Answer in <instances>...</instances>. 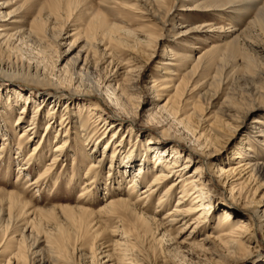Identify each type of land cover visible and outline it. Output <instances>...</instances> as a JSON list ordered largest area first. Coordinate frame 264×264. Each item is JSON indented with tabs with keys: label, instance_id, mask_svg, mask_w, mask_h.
I'll use <instances>...</instances> for the list:
<instances>
[{
	"label": "rangeland",
	"instance_id": "374dc122",
	"mask_svg": "<svg viewBox=\"0 0 264 264\" xmlns=\"http://www.w3.org/2000/svg\"><path fill=\"white\" fill-rule=\"evenodd\" d=\"M217 1L163 0L161 9L156 12L154 7L151 9L144 6L141 0H113L108 4L100 0H88L79 10L73 12L70 19L64 16L62 20H58L51 16V8L54 3L61 4L63 0H0L3 5L0 9L1 19L13 16L11 21L1 22L13 27L7 33L13 36L5 43L1 42L4 45L0 48V148L4 144L3 140L7 139L8 144L0 152V190L20 194L34 209L49 210L25 215L27 209L21 210L19 205L10 208L0 191V264H7L12 257L10 250L16 247L14 241L22 244L25 255V260L18 264H105L102 258L104 252L110 248L115 251L119 248L115 246L118 240L112 233L116 229L128 230L129 223L118 221L106 212L95 218H86L75 209L70 211L56 207L80 206L98 214L97 211L105 204L104 201L115 198L116 182L120 189L129 192L128 180H122L119 174L115 173V181L105 179L111 150H115L117 161L123 160L129 153H134L132 158L136 164L150 162L152 158L164 156L165 153L178 156L169 147H175L177 152L183 154V144H195L193 133L184 127L187 125L192 129H202L203 126L200 127L197 120L198 116L204 117L206 123L216 120L215 124L219 123L217 126L221 127L227 124L239 126V131L231 142L220 149L216 160L219 165L229 162V152L237 155L246 147L239 141L242 134L251 142L256 161L264 162V148L256 141L260 134L258 131L264 129V126L258 124V129L250 128L254 126L251 123L253 117L262 118L264 121V19L260 20V26H256L249 25L254 19V13H250L248 17L239 16L237 19L228 8L222 9L225 11L220 10L221 12H217V8H212V11L193 10L196 2L203 7ZM219 4H223L221 0ZM171 7H174L172 24L177 28V33L183 34L190 30L186 35L173 37L174 33L169 34L166 31L170 29L169 25L166 30L162 29L158 18ZM97 11L115 30L112 32L114 41L106 40L104 45L96 48L85 45L84 42L90 36L87 21L91 18L90 14ZM13 21L14 24L11 23ZM207 25H213L214 33L208 28H202ZM135 40L141 42L136 43ZM148 44H151L149 48ZM82 48L89 49L90 54L86 56L84 63H78V60H83L79 52ZM94 50L96 52L91 55ZM166 51L200 57L202 62L196 69L191 70L192 65L180 66L170 59L173 54ZM148 55H152V58L149 59ZM166 63H176L177 66L168 67ZM124 70L133 73L131 76H124ZM170 72L185 78L188 87L192 86L187 87L184 94L180 93L174 100H171L172 92L168 89L171 85L167 81L171 78ZM121 84L125 88V95L118 102L132 110L136 118L118 116L117 107L101 98L105 88L109 96L114 92L118 94L115 86L119 87ZM163 84L168 85L160 87ZM77 85L81 89L96 91L90 92L92 95L89 102L83 101V104L96 107V115L90 116L91 118H88L90 114H85L83 104L78 102L80 98L72 94L71 89H65ZM157 96H162L163 101L160 104L168 102L166 109H156L153 105L158 104L155 102ZM261 102L263 105L260 108L245 114L239 123H235L236 120L232 122L227 117L233 115V112H228L230 110L243 114L251 105H260ZM191 105H194L195 111H192ZM23 106L26 107V114L23 123L17 126L16 119ZM148 112L153 116L154 125L159 124L160 129L168 130L181 144L178 141H164L159 137L160 130L147 127L143 116ZM77 119H81L80 122ZM129 119L134 123L131 128L128 127ZM30 121L35 124L34 130L22 140L19 151L17 142L20 132L28 127ZM90 121L92 122L88 124ZM83 122L86 131L80 132L78 124ZM48 124L51 130L46 135L44 131ZM98 130L102 134L107 130V140L113 137L114 143L109 144L106 150L104 145L108 141L100 139L98 143L99 136L96 135L95 141L81 148L83 144L80 140L83 139H78L77 136L86 132L97 133ZM223 131L225 135L230 134L226 127ZM57 133L60 136L66 133L70 143L54 168L48 172H52V179L31 184L37 173L44 170L46 163L51 160V147L55 145ZM41 137L43 158L29 160L30 165L26 168L23 160L27 158L32 145ZM223 142L220 140L219 148ZM94 147L95 151L91 152ZM78 148L84 154L78 153ZM104 152L108 155L98 172L95 187L90 193L87 192L85 198L78 199L89 158H93L95 163ZM204 164L207 168V163ZM117 165L118 162L114 163V166ZM132 170L130 175L133 176L135 172ZM95 173L96 170L93 174ZM125 173L127 175V170ZM146 174L145 182H149L150 176ZM252 184L249 182L245 185L242 191L245 192L240 193L241 200H258L262 195L261 200H264V191H261L264 184L254 193L252 190L255 186ZM144 186L143 182H138L136 188L139 193ZM208 187L207 198L211 201V213H208L210 221L205 225L208 228H204L198 236L199 240L210 237L208 242L200 244L195 241L181 246L175 252L167 248V238H164L162 250L151 246L153 242L150 241L140 245L137 254L136 246L130 245L126 248V258L132 260L133 255H140L143 264H264V222L251 219L253 214L250 216L240 205L228 199L225 187L216 183H209ZM159 193L156 192L152 198L151 211L154 210ZM174 201L175 199L170 203V209ZM223 210L228 214L226 222L223 221ZM91 220L94 224L87 227ZM187 222L189 219L185 223ZM247 223L254 231L253 238L244 243L248 251L242 254L230 253L222 258L220 251L223 249L217 248L218 243L215 240L219 230L228 231L238 224ZM253 223L255 227L252 228ZM182 225L174 226L167 234L171 238L175 237ZM9 242L13 244L8 245ZM9 262L17 264L13 258Z\"/></svg>",
	"mask_w": 264,
	"mask_h": 264
},
{
	"label": "bare ground",
	"instance_id": "6f19581e",
	"mask_svg": "<svg viewBox=\"0 0 264 264\" xmlns=\"http://www.w3.org/2000/svg\"><path fill=\"white\" fill-rule=\"evenodd\" d=\"M88 0H63L61 4H53L51 8V16H53L54 19H63L65 16L66 19H70V17L73 15L74 11H77L80 9V6L84 5ZM104 4H108L109 1L113 0H100ZM163 0H141V3L144 6L154 7L155 11H159L161 9L160 5L162 4ZM218 0L216 3L208 4L206 6H203L196 2V5L193 7L194 11L197 10H208L212 11V8H217V12L225 11L222 9L228 8L230 10V13L237 16V19L242 17H248L250 13H254V19L249 22V25H256L260 26V20L264 19V0H221L223 4H219ZM139 2V0H137ZM182 2V0H180ZM147 4V5H146ZM153 4V5H152ZM3 5L0 4V9H2ZM173 8L171 7L169 10L167 9L164 11L162 17L158 18L159 23L162 26V29L166 30L167 25L170 26L169 30H166L169 34L174 33V36H181L186 35L190 30H187L186 32L177 33V28L172 24L173 22ZM180 10L177 9V11ZM220 11V12H221ZM221 14V13H220ZM91 18L89 21H87V24L89 26L90 36L88 37L87 42L85 41L84 44L89 46H93L97 48V46L104 45L103 43L108 40L112 41L114 37L113 31L115 30L114 27H111L106 21L105 18L97 11L93 14H90ZM228 15V14H227ZM231 15V14H230ZM6 19L2 20L0 16V48L5 43L6 40H8L13 35H7V33L12 29L10 25H3L1 22H9L13 19V16H6ZM11 23H15L14 21ZM248 25V26H249ZM208 28V30H211V33H214L213 25H207L203 26L202 28ZM201 28V29H202ZM199 29V30H201ZM114 41V39H113ZM136 43L141 42L139 40H135ZM151 44H148L147 47L149 48ZM108 48V47H107ZM106 48L103 49L105 51ZM80 58L83 60H78V63H81V61L84 63L86 56L89 55L90 50H85L82 48L79 51ZM96 50L92 51L91 55L94 54ZM168 54H173L171 51H166ZM170 59L174 62L181 65H192L191 70L196 69L199 64L202 62V58L200 57L196 58L192 55L187 54H173ZM148 58H152V55H148ZM169 59V61H171ZM175 63V64H176ZM166 63L165 65L168 67H176L177 65ZM79 66V64H78ZM63 69V67H62ZM132 71L130 70H124V76L125 75H132ZM168 75V74H166ZM170 79H168V84H171L168 89H171L172 95L170 96L171 100H174L177 95H183L186 88L188 87V82L185 81V78H181L177 73L170 72ZM166 81V82H167ZM168 84L160 85V87H166ZM117 86V85H116ZM115 90H117L116 94L115 92L109 96V94H106V88L103 90V95H101L102 99H105L108 103L114 104L113 106L117 107L118 116H131V118H136L135 113L130 111L129 108L127 109L126 106L123 104H120L119 98L121 96H124L125 94V88H123V84L117 86ZM125 87V86H124ZM158 87V86H157ZM192 87V86H189ZM188 87V88H189ZM66 90H72V94H74L76 97L80 98L78 101L83 104V101H90L92 95L88 89H81V86H70L68 88H65ZM17 90V89H16ZM16 92V91H15ZM96 92V91H95ZM94 92V93H95ZM129 95V94H128ZM175 95V96H173ZM126 97V96H125ZM124 97V99H125ZM158 98L155 100V102L158 104L155 105L156 109H166L167 103L160 104L163 100L161 99L162 96H157ZM123 98V97H122ZM129 98V97H128ZM130 99V98H129ZM127 100V99H125ZM169 101V100H168ZM160 102V103H159ZM263 105V102H261L260 105L253 104L248 109H246L245 113H239L235 112L234 110H226L228 112H233V115L227 116L230 118L232 122L239 123L240 120H242L245 116V114H249L256 109L260 108ZM21 107V112L18 115V118L16 119V125L20 126L23 123L24 115L26 114V107ZM83 107H85L84 112L86 115H89L88 118H91L90 116L96 115V107L91 104H83ZM130 107V106H129ZM192 111H195L194 105H191ZM173 111V110H171ZM235 114V115H234ZM145 119V125L147 127L156 128L157 130H160L159 137L164 141H178L179 140L174 139L170 135V132L166 129H160V126L154 125V119L151 114L145 113L143 116ZM188 118V117H187ZM64 119V118H63ZM81 119H77V122H80ZM198 122L200 123L199 126H203L202 129L198 130L195 128H189V126H185L184 128L191 131L194 135V141L195 144L186 143V145L183 146V154L182 152H177V149L175 147H169V149L173 152H176L178 156H174L172 154L165 153L164 156H159L152 158L150 162L152 163L150 165V162H144V163H138L136 164L133 161V154L129 153V155L122 159H118L115 156V150L112 151L111 156H107L109 158L108 161V170L106 171L107 177L106 180L113 181L115 178V173L119 174L123 179H127V191L126 192L119 188V183L116 182L115 187V198L109 200L108 202L104 201L105 204L100 208L96 214V211L88 210L87 208H83L80 206H65V207H56L61 209H66L73 211L74 209L80 212L82 215L86 216V218H95V216L100 215L101 213H108L111 214L113 217H115L118 221L127 222L129 223V229L128 230H115L112 235L117 238V243L115 244L116 247H119L118 250H114L110 248L109 250L104 252V256L102 257L105 260V264H123V262H127L126 264H143L141 261L142 259L139 258L140 255L134 256V259L126 258V248L131 246H136V253H138V248H140V245L145 243H151V246H156L158 249H163L164 245V238H167V248H169L171 251L180 248L183 245H189L195 241H198V243L202 244L204 242H208L210 237H205L199 240V235L203 231V229L208 228V225L210 220L208 213H211V201L209 198H207V192H208V184L210 183H216L218 185H221L226 188V194L228 199H232L236 204L240 205L242 210H246L247 213L253 214L252 218H255L256 220L259 219L260 222H264V200L262 199V196L258 200L250 199L248 200H241L240 193L245 189V185H247L249 182H252V186H255V189L252 190V193L256 192L261 186L264 184V162L256 161V159L253 156V147L250 145L251 142L246 139V135L242 134L241 137H239V141L242 145H246V147H243V150L237 155H234L232 152L229 154L231 155V158L229 162L223 163L222 166L219 165L216 160L220 155V149H223L228 143L231 142L234 135L239 131V126H232V125H226V126H217L215 121H208L205 120L204 117L198 116ZM98 120H96L97 122ZM129 126H133V120L129 119ZM63 122V120H61ZM88 121H85L87 123ZM92 121H90L88 124H90ZM94 122V121H93ZM182 122V121H181ZM34 122L30 121V124L27 128L22 130L20 132L19 140L17 142V148L20 151L21 142L23 139L27 138L30 135V132L34 130ZM107 122L104 124L106 125ZM254 126L250 127L252 129H258L259 125L264 126V121L262 118L253 117L252 122ZM157 124V123H156ZM189 125V122L187 123ZM259 124V125H258ZM63 126V125H62ZM229 126V127H228ZM65 128V126H63ZM80 132L86 131L84 122L78 124ZM214 127V129H213ZM216 127V128H215ZM218 127V128H217ZM228 128L230 130V134H223L224 129ZM109 126L107 127V129ZM51 130L50 125L48 124L45 128V134L47 135L49 131ZM101 130V129H100ZM100 130L98 132L90 134V132H86V134L82 135L79 134L78 139L80 140L81 148H84L85 145L91 144V142L96 140V135L99 136L98 143L101 140H107L106 137L107 130H105L102 134L100 133ZM92 131V130H90ZM102 131V130H101ZM106 132V133H105ZM109 132V131H108ZM227 132H229L227 130ZM259 138L256 140L258 145L260 147L264 148V129L258 131ZM90 134V136L88 135ZM33 135V134H32ZM86 135H88L86 137ZM102 135V136H101ZM35 137V135H34ZM31 138V137H30ZM77 139V140H78ZM101 139V140H100ZM32 140V139H31ZM42 137L41 139L37 140L36 143L32 145L30 148V152L27 154V158H24V164L25 167L28 168L30 164H28L29 160L35 159V160H42L41 152L43 150L42 146ZM221 141L223 142V145H218ZM4 144H2V147L0 148V152L3 151V147L8 145L7 139L3 140ZM54 141V140H53ZM107 145L105 144L104 148L106 149L109 144H113L114 140L113 137L107 140ZM112 142V143H111ZM118 142V141H117ZM116 142V143H117ZM122 143L121 141H119ZM70 143L69 136L64 133L63 136H60L58 133L55 135V141L54 146L51 147V160H49L46 163V166L44 170H41L37 173V175L34 177L36 178L33 183L36 184L39 180H51L52 179V172L48 173L50 170L54 168V165L57 164L60 155L66 148L68 147ZM181 144V143H180ZM45 146V145H44ZM120 144H118V147ZM180 146V145H177ZM117 147V148H118ZM181 147V146H180ZM81 148H78V153L84 154ZM166 148V147H165ZM219 148V150H218ZM109 149V148H108ZM167 149V148H166ZM217 149V150H216ZM245 149V150H244ZM107 150V149H106ZM264 150V149H263ZM95 151L92 149L91 152ZM110 151V150H109ZM108 151V152H109ZM160 152V151H159ZM18 155V154H16ZM66 155V154H65ZM108 155V153L104 152L100 158H97L96 162L93 163V158H89L88 164L85 166L87 167L86 172L82 176L84 182L83 186L81 187V191L79 193L78 199L82 200V198H85L87 195V192H91L93 190V187H95V182L97 180L98 172L104 162V158ZM26 157V156H25ZM16 158V157H15ZM22 158V157H20ZM2 159H0V162ZM182 161L183 164H182ZM201 161V162H200ZM207 163V168H205L204 162ZM214 161V162H213ZM34 162V160H33ZM81 162H84L81 160ZM87 162V160H86ZM117 166H114V163H117ZM80 163V162H79ZM123 163V164H122ZM147 163V164H146ZM149 164V165H148ZM114 167H118L117 170H115ZM7 168V167H5ZM25 168V169H26ZM135 168V169H133ZM133 169V170H132ZM19 170V169H18ZM96 170V173L93 174V172ZM127 170V175H126ZM135 172V175H130L132 172ZM21 171V170H20ZM150 176L149 182L146 181L147 174ZM74 176V175H72ZM71 176V177H72ZM131 176V177H130ZM100 178V177H99ZM99 181V180H98ZM115 181V180H114ZM126 182V181H125ZM138 182H143L145 185L144 188L138 192L137 184ZM148 182V183H147ZM111 184V183H110ZM111 186V185H110ZM211 187V186H210ZM92 189V190H91ZM1 193L5 196L8 206L10 208L15 206H20L21 210L27 209L25 212V215H31L35 212H43V211H49L44 209H34L29 205L28 202L24 200V198L15 192H5L0 190ZM159 193V198L157 199L155 203L154 210H150V203L152 201L153 196H155L156 192ZM261 191H264V189H261ZM245 192V191H244ZM242 192V193H244ZM209 193V192H208ZM264 194V192H263ZM175 196V198H174ZM242 196V195H241ZM135 197V198H134ZM173 206L171 207L172 200ZM86 200V199H85ZM88 200V199H87ZM222 207H225L224 204H221ZM54 209V208H52ZM51 210V209H50ZM106 210H109L107 212ZM225 210V208H224ZM222 211L223 213V221L226 222L228 220V214L225 211ZM157 217V218H156ZM189 219V222L185 223L186 220ZM117 222V221H116ZM114 222V223H116ZM223 222V223H224ZM254 222V221H253ZM255 223V222H254ZM254 223L252 226H254ZM259 223V222H258ZM94 222L91 220L88 223L87 227H90V225H93ZM183 224L181 229L176 233V236L171 238L170 235L167 233L171 228H173L176 225ZM261 224V223H260ZM263 225V224H262ZM118 226V224H117ZM257 228V227H256ZM264 228V227H263ZM259 229V228H258ZM219 235L215 238L216 242L218 243L219 250L220 249H226L224 252L221 250L222 258H225L226 256H229L230 253H238L242 254V252L248 251V247L244 245L245 242H248L250 239L253 238V230H251L250 225L247 224H238L233 229L226 230H219ZM256 232V230H255ZM261 232V230H260ZM188 233V234H186ZM264 235V234H263ZM10 240H13L11 238ZM18 241H14L15 248H11L10 250V256L14 259L17 264L19 262H23L25 260V255L23 253V247L22 244H18ZM12 242H9L8 245H12ZM18 244V245H17ZM165 247V246H164ZM109 251L111 253H109ZM164 251V250H163ZM168 251V250H167ZM171 253V252H170ZM174 253V251H173ZM132 257V258H133ZM10 258V259H11ZM9 259V260H10ZM7 262L9 264L10 262Z\"/></svg>",
	"mask_w": 264,
	"mask_h": 264
}]
</instances>
